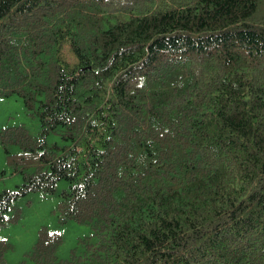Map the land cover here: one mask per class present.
Here are the masks:
<instances>
[{
    "label": "trees",
    "instance_id": "16d2710c",
    "mask_svg": "<svg viewBox=\"0 0 264 264\" xmlns=\"http://www.w3.org/2000/svg\"><path fill=\"white\" fill-rule=\"evenodd\" d=\"M11 95L41 132H0L24 162L0 224L64 181L61 220L97 238L60 260L40 229L28 262L264 264V0H0Z\"/></svg>",
    "mask_w": 264,
    "mask_h": 264
},
{
    "label": "rangeland",
    "instance_id": "374dc122",
    "mask_svg": "<svg viewBox=\"0 0 264 264\" xmlns=\"http://www.w3.org/2000/svg\"><path fill=\"white\" fill-rule=\"evenodd\" d=\"M59 56L66 61L61 58L65 65L67 63L72 66L75 63L67 45H63ZM3 128L10 129L11 133L22 128L34 139L38 138L41 132L38 118L26 109L23 101L16 95L0 96V132ZM46 141L48 145L66 144L54 134H50ZM5 144L6 147H3L0 143V194L3 191L17 190L22 184L24 170L22 167L24 162L19 157L22 154L21 147L11 141H6ZM4 148L12 154L8 160ZM67 188V183L60 181L52 195L32 192L12 203V208L4 214V223L0 224V240L6 241L11 246L5 253L6 264H20L22 261L32 264L27 261L26 255L36 243L40 229L61 237L62 243L57 251L60 260L68 259L74 248L81 249V239L89 238L91 244L97 242L89 225L79 224L74 220L65 222L61 220L60 194Z\"/></svg>",
    "mask_w": 264,
    "mask_h": 264
}]
</instances>
